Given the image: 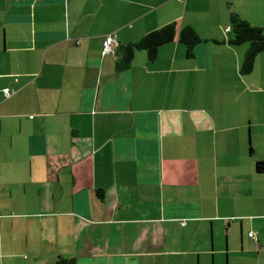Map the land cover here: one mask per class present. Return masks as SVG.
<instances>
[{
  "label": "crops",
  "instance_id": "0c3cea01",
  "mask_svg": "<svg viewBox=\"0 0 264 264\" xmlns=\"http://www.w3.org/2000/svg\"><path fill=\"white\" fill-rule=\"evenodd\" d=\"M230 13L264 28V0H0V264H261L264 52L241 72ZM171 22L193 58L102 54Z\"/></svg>",
  "mask_w": 264,
  "mask_h": 264
},
{
  "label": "trees",
  "instance_id": "16d2710c",
  "mask_svg": "<svg viewBox=\"0 0 264 264\" xmlns=\"http://www.w3.org/2000/svg\"><path fill=\"white\" fill-rule=\"evenodd\" d=\"M178 1H184V0H178ZM230 25H231V31H230L231 38L229 39L230 44L249 45V48L246 51L243 63L241 65V72L245 75L250 74L254 70L257 57L259 56L260 53L264 52V28L251 24L249 21L243 19L236 13H230ZM111 34L116 36L115 41L111 46V51L105 53L104 52L105 41L107 37ZM116 39H117V33L115 32L110 33L105 37L102 47V54L116 55L117 60L115 66L118 72L127 71L131 67L137 51H144L147 55L148 61L152 63L158 58L159 50L162 47L166 46L167 44H171L176 39H178V41L185 47L187 57L193 58L195 56L196 46L204 41V39L198 34L195 28L188 25L179 27L176 22H171L163 25L160 28L152 30L147 34H145L138 41L118 45ZM256 170L260 173L264 172V161L257 162ZM97 194L101 197L103 196L101 190H97ZM256 238H257L256 241H258L257 235L255 239ZM52 264H77V263H76V259L73 257H66L59 255Z\"/></svg>",
  "mask_w": 264,
  "mask_h": 264
},
{
  "label": "built area",
  "instance_id": "2783aa9c",
  "mask_svg": "<svg viewBox=\"0 0 264 264\" xmlns=\"http://www.w3.org/2000/svg\"><path fill=\"white\" fill-rule=\"evenodd\" d=\"M115 35H109L105 41V46H104V52L107 53L109 51H111V46L113 44V42L115 41ZM14 93V90L10 89V88H5L4 89V97L8 98L10 97L12 94ZM185 224V222L183 223ZM249 236L251 237H256V234L254 232H250Z\"/></svg>",
  "mask_w": 264,
  "mask_h": 264
},
{
  "label": "rangeland",
  "instance_id": "374dc122",
  "mask_svg": "<svg viewBox=\"0 0 264 264\" xmlns=\"http://www.w3.org/2000/svg\"><path fill=\"white\" fill-rule=\"evenodd\" d=\"M221 239L222 240L224 239V234L221 236ZM263 239H264V237H263ZM230 260H231V264H239L238 260H235V261H232V259H230ZM215 264H228V259L226 256H223V255L220 256L219 255V256H217ZM261 264H264V258H262Z\"/></svg>",
  "mask_w": 264,
  "mask_h": 264
}]
</instances>
